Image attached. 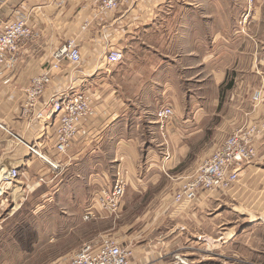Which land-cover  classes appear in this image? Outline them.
Segmentation results:
<instances>
[{
	"label": "crops",
	"instance_id": "obj_1",
	"mask_svg": "<svg viewBox=\"0 0 264 264\" xmlns=\"http://www.w3.org/2000/svg\"><path fill=\"white\" fill-rule=\"evenodd\" d=\"M165 1L127 0L118 9L103 12L99 9L98 0H0V19L22 13L35 33L32 40L22 44L10 64L0 66V170L20 165V176L29 186L36 184L34 176L49 172L62 177L73 172L87 180L80 191L75 189L72 193L68 190L57 194L60 206L73 208L72 213L78 214L57 217L58 224L63 219L71 222L74 228L66 227L63 233L76 232L78 238L70 250L50 264H64L63 258L83 244L97 242L104 237H111L122 247H129L132 264H264V240L258 250L256 233L223 232L216 238L217 247L212 249L207 246L208 234L203 230L193 233L188 226L183 230L182 216L186 214L188 221L198 218L191 209L181 214L182 203L173 202L172 197L156 194L160 188L156 182V141L141 140L137 146L130 145L118 134L124 123L119 117L128 106L116 88L111 87L108 78L111 69L123 60L107 68L105 52L110 47L119 46L125 55L128 39L155 16ZM71 38H75L80 47L81 60L77 65L64 60L63 72L49 87L64 86L71 78L75 83L85 78L89 82L85 85L88 94L94 97L96 115L89 125V136L80 138L66 155H55L57 168L51 169L35 155L32 156L25 145L26 142L45 139L41 132L42 124L32 121L24 113L26 89L31 79L51 62L53 53ZM247 43L248 56L233 58L234 64L242 61V65H231L229 59L221 62L218 57V71L213 74L212 81L208 80L216 82L217 91H225L217 101V110L222 112L221 123L228 131L219 141L210 140V124L204 127L203 134L201 130L188 132L184 122L176 118L175 106L164 104L174 110L167 128L168 158L164 155L162 160L169 170L175 168L177 155L183 154V150L187 155L193 143L204 142L207 145L194 157V168H197L235 130L258 128L253 134L255 158L241 167L238 182L222 193H233L238 200L246 193H252L255 186L264 185V59L258 58L256 40L250 39ZM246 60L245 65L243 62ZM205 81L207 79H202L200 88ZM258 89L261 99L254 102L251 96ZM225 111L231 115L225 116ZM210 141L214 144L208 149ZM116 164L129 171V184L120 203L118 219L106 214L97 219L83 220L80 214L93 191L112 180ZM209 197L202 195L197 205L204 204ZM61 234L62 229L57 227L56 237ZM176 255L183 262L177 263Z\"/></svg>",
	"mask_w": 264,
	"mask_h": 264
},
{
	"label": "rangeland",
	"instance_id": "obj_2",
	"mask_svg": "<svg viewBox=\"0 0 264 264\" xmlns=\"http://www.w3.org/2000/svg\"><path fill=\"white\" fill-rule=\"evenodd\" d=\"M250 39L257 41L258 58L264 59V0H166L128 39L123 62L111 69L108 79L128 106L119 117L124 122L119 136L136 146L141 140L156 141V182L160 186L156 194L172 197L194 172V157L207 145L193 143L187 155L183 150L174 159L175 168L166 169L162 160L168 152V127H158L155 111L164 104L174 105L176 118L188 132L201 130L203 134L210 124V140L219 141L228 131L221 123L222 112L217 110V101L225 91H217L216 82L208 80L218 71V57L221 62L229 59L231 65H242V61L234 64L233 58L248 56ZM262 63L264 73V60ZM202 79L207 81L200 88ZM223 114L231 115L229 111ZM213 144L208 142V149ZM21 177L23 187L17 189L15 207L3 205L0 209V264H50L78 238L76 232L63 233L66 227L74 228L71 222L63 219L58 224L57 217L69 216L73 208L60 206L57 194L80 191L87 180L73 172L64 177L49 172L34 176L36 184L29 186ZM263 187L255 186L239 200L233 193L212 192L206 194L210 197L204 204L197 205L201 196L183 202L181 214L191 209L198 220L188 221L186 214L181 215V228L189 227L193 233L203 230L212 249L223 232H253L259 250L264 240ZM119 214L112 216L118 219ZM57 227L62 229L59 238Z\"/></svg>",
	"mask_w": 264,
	"mask_h": 264
},
{
	"label": "built area",
	"instance_id": "obj_3",
	"mask_svg": "<svg viewBox=\"0 0 264 264\" xmlns=\"http://www.w3.org/2000/svg\"><path fill=\"white\" fill-rule=\"evenodd\" d=\"M127 0H98L100 11L111 12ZM35 33L22 13L15 17L0 19V66L10 64L18 55L25 42L32 40ZM106 67L110 68L123 60L121 47H110L105 52ZM77 65L81 60L80 47L75 38L68 39L52 55V60L33 77L26 89L24 113L32 121L43 126L45 139L25 143L29 153L51 167L57 168L55 155H66L80 138L89 136V125L96 115L93 94H88L85 85L89 82L82 78L77 83L70 79L63 87L50 88L56 76L63 72V61ZM106 69V68H105ZM108 70V69H106ZM251 99H261V91H254ZM158 127H168L174 116L169 105L158 108L155 113ZM258 128L237 129L228 135L210 155L204 159L194 172L183 180L172 195L175 203L191 202L202 195L212 192L223 193L231 189L239 180V172L244 164L256 156L253 134ZM164 136V134H163ZM41 145L43 147L41 148ZM40 147V148H39ZM165 158H168L166 152ZM20 165H10L0 170V209L3 205L15 207L17 189L20 182ZM42 181V178H39ZM129 184V171L117 166L113 179L97 187L85 205L82 218L85 221L97 219L106 214L117 215L120 203ZM129 247H122L111 237L97 242H88L63 259L64 264H132ZM175 260L183 262L179 256Z\"/></svg>",
	"mask_w": 264,
	"mask_h": 264
}]
</instances>
